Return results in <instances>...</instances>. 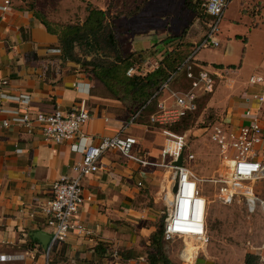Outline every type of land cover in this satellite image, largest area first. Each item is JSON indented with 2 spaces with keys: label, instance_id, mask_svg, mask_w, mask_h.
Listing matches in <instances>:
<instances>
[{
  "label": "crops",
  "instance_id": "1",
  "mask_svg": "<svg viewBox=\"0 0 264 264\" xmlns=\"http://www.w3.org/2000/svg\"><path fill=\"white\" fill-rule=\"evenodd\" d=\"M262 10L264 0L254 7L258 20L254 19L244 32L234 33L243 38L242 56L226 67L227 73L216 79L213 93L204 97L209 96V106L221 108L223 119L233 126L243 123L246 109L258 110L264 133V101L251 97L264 94V82L249 83L251 76L264 77ZM87 15L88 11L84 17ZM44 21L52 26L42 13L21 0H11L7 10L0 9V80H6V90L29 95L32 113L68 111L75 104H84L90 117L81 129L86 140L81 139L80 144L95 143L116 133L129 118L130 102L119 93L114 95L80 64L63 61L58 33L50 32ZM195 24L186 34L185 26L181 32L175 25L159 33L151 25L138 32L135 42L143 50L169 36H185L187 42L195 44L204 33V28L200 30ZM211 66L225 69L219 64ZM151 109L125 133L136 138V154L154 160L166 138L147 125ZM6 117L0 113V124ZM78 138L55 143L45 141L36 131L0 125V253L24 255L22 260L0 264L40 263L43 247L35 234L49 233L41 206L50 196L52 182L73 174L72 167L82 156L73 148ZM260 150L264 151V141ZM147 170L148 166L125 159L117 151L104 153L100 169L82 180L86 200L78 216L88 233H70L59 242L52 264H149L147 252L155 231L152 222L164 209L161 196L167 193L169 181L156 184ZM147 192L151 200L143 195ZM98 245L106 247L105 252L98 250Z\"/></svg>",
  "mask_w": 264,
  "mask_h": 264
},
{
  "label": "built area",
  "instance_id": "2",
  "mask_svg": "<svg viewBox=\"0 0 264 264\" xmlns=\"http://www.w3.org/2000/svg\"><path fill=\"white\" fill-rule=\"evenodd\" d=\"M229 1L203 0L201 5L208 20L200 40L168 71L167 78L157 90L130 113L119 131L102 136L95 143H79L81 139L86 140L81 129L90 117L84 104H75L68 111L54 109L32 113L29 109V95L10 93L5 88L6 80H0V113L7 115L1 121V126L16 125L28 132L36 131L45 141L55 143L79 137L73 148L82 156L73 165V174L55 179L51 184L49 198L41 206L50 238L47 247L42 251L39 264H52L53 248L70 233H88L78 216L86 200L82 180L100 169V159L109 150L117 151L125 159L136 161L142 166L165 167L170 172L168 193L164 194V209L161 213L164 220L162 241L163 244L165 240L168 242L167 248L175 238L192 239L201 245L208 243L209 201L200 188L201 179L189 166L194 155L185 152L186 134L176 132L173 127L192 116L198 110L201 99L213 93L216 79L227 73L226 68L201 65L195 54L206 45H218L215 34ZM10 4L11 0H2L0 9L5 11ZM159 66V60L153 59L143 65H131L125 73L127 76L144 75ZM262 82V76L254 75L249 78L250 84ZM251 97L259 102L264 101V94H253ZM150 108L152 112L148 116L147 125L158 127L166 138L159 152L160 161L136 154V138L125 133ZM243 118V123L238 125L233 126L223 121L211 127L210 138L217 145L227 171L226 177L219 180L222 184L216 196L223 204H230L236 196L242 195L249 211H255L257 206L264 211V192L255 189L257 183L264 185V151L260 150L264 141L263 128L258 110L246 109ZM181 153L182 163L173 165ZM163 248L165 249L164 245ZM183 250L187 249L180 250L179 260L192 264L195 258L190 260L191 256ZM23 258L21 253H0V262Z\"/></svg>",
  "mask_w": 264,
  "mask_h": 264
},
{
  "label": "rangeland",
  "instance_id": "3",
  "mask_svg": "<svg viewBox=\"0 0 264 264\" xmlns=\"http://www.w3.org/2000/svg\"><path fill=\"white\" fill-rule=\"evenodd\" d=\"M261 1L263 2V0L229 1L215 34L218 45H206L195 54L201 65L211 66L213 63L226 68L232 62L237 63L236 60L241 58L243 52V38L234 36V33L244 32L254 19L258 20L260 16L259 13H254V7ZM21 2L42 13L52 25L51 28L57 31L60 26L82 23L85 20L84 14L89 9L105 7L110 12L111 22L118 27L115 43L119 51L116 50L115 53L122 57L130 53L138 57L139 53H136L138 51L142 54L143 59L135 62L134 65H143L153 59L159 60L157 56L149 54V49H146L147 52L139 49L135 36L136 38L140 36L138 35L140 30L154 25L155 30L162 33L165 28L171 29L177 25L179 32L185 26L184 34H186L193 23H196V28L205 30L208 20L203 13L201 5L203 0H21ZM178 37L177 49L172 54L173 64L194 47V44L185 40V36ZM75 50L78 54H82V48L76 47ZM209 98V96L203 97L198 110L173 127L176 132L186 134L185 152L194 155L189 166L201 179L200 188L209 201L207 216L209 240L208 243L201 245L192 239L175 238L169 245L170 248L165 247L167 242H164V252L172 264H185L178 258L182 248L187 249L183 251L189 252L190 260L196 258L195 264H245L244 258L247 253L258 257L256 264H264V211L258 206L255 211H249L246 199L242 195L236 196L230 204H223L216 196L222 184L219 180L226 177L227 171L217 145L210 138V131L214 124L223 121L226 124L230 123L223 119L225 116L221 108L209 106ZM129 102L131 112L140 105V102ZM154 128L163 134L158 127ZM154 160H161L159 154ZM147 173L151 174L156 184L162 180L168 182L170 178V172L165 167L151 166L148 167ZM255 189L263 193L264 185L257 183ZM143 195L147 199L150 197L151 200L149 192ZM168 197L170 198V194ZM161 200H165L164 194ZM152 224L155 230L164 224L161 213H157Z\"/></svg>",
  "mask_w": 264,
  "mask_h": 264
},
{
  "label": "trees",
  "instance_id": "4",
  "mask_svg": "<svg viewBox=\"0 0 264 264\" xmlns=\"http://www.w3.org/2000/svg\"><path fill=\"white\" fill-rule=\"evenodd\" d=\"M109 14L108 9H90L82 23L60 26L58 31L48 26L47 22H44L50 32L58 33L60 57L63 61L80 64L81 67L103 82L114 95L119 93L123 99L140 102L141 105L167 78L168 71L183 59L189 51L175 60L173 64L172 54L177 49L179 37L169 36L154 41L148 48L149 54L159 58L160 66L145 75L129 77L125 73L127 68L134 65L135 62H140L143 56L139 51L136 52L139 53L138 57H134L133 53L126 57L118 56L115 53L116 50L119 51L115 43L117 38H115V34H118V27L114 22H111ZM76 47L82 48L81 55L76 52ZM87 57H90V59L87 60ZM162 236L163 225L159 226L150 236L151 250L147 252L149 264H172L164 252ZM97 249H100L103 253L106 247L98 245ZM257 259L256 255L247 253L244 262L245 264H256Z\"/></svg>",
  "mask_w": 264,
  "mask_h": 264
},
{
  "label": "water",
  "instance_id": "5",
  "mask_svg": "<svg viewBox=\"0 0 264 264\" xmlns=\"http://www.w3.org/2000/svg\"><path fill=\"white\" fill-rule=\"evenodd\" d=\"M182 160H183V153H181L177 158V160L173 162V165H180L182 163ZM35 237H37L38 240H40L43 249H45L47 247L50 234L44 231H37Z\"/></svg>",
  "mask_w": 264,
  "mask_h": 264
},
{
  "label": "bare ground",
  "instance_id": "6",
  "mask_svg": "<svg viewBox=\"0 0 264 264\" xmlns=\"http://www.w3.org/2000/svg\"><path fill=\"white\" fill-rule=\"evenodd\" d=\"M165 242H167L166 240H165ZM168 243V242H167ZM187 246H188V244H187ZM165 247H167V246H165ZM188 248H190V247H188ZM189 253V252H188Z\"/></svg>",
  "mask_w": 264,
  "mask_h": 264
}]
</instances>
